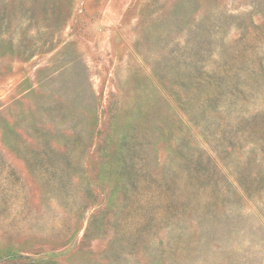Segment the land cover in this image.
Segmentation results:
<instances>
[{
  "label": "rangeland",
  "instance_id": "obj_1",
  "mask_svg": "<svg viewBox=\"0 0 264 264\" xmlns=\"http://www.w3.org/2000/svg\"><path fill=\"white\" fill-rule=\"evenodd\" d=\"M0 264H264V0H0Z\"/></svg>",
  "mask_w": 264,
  "mask_h": 264
}]
</instances>
